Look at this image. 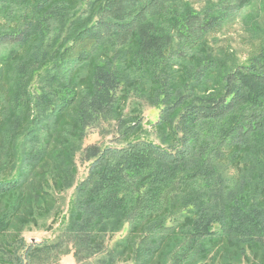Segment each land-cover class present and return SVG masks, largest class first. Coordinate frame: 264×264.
I'll list each match as a JSON object with an SVG mask.
<instances>
[{"label": "trees", "instance_id": "trees-1", "mask_svg": "<svg viewBox=\"0 0 264 264\" xmlns=\"http://www.w3.org/2000/svg\"><path fill=\"white\" fill-rule=\"evenodd\" d=\"M71 1L79 8L0 0V264H59L67 254L77 264H264V47L232 70L201 59L192 71L173 67L252 0L203 12L185 0ZM124 61L154 84L153 124L172 142L52 149L63 119L78 137L142 127L123 109L131 91L143 98ZM78 153L89 163L80 181ZM46 159L59 178L49 179ZM73 184L59 234L26 243L22 230Z\"/></svg>", "mask_w": 264, "mask_h": 264}, {"label": "rangeland", "instance_id": "rangeland-1", "mask_svg": "<svg viewBox=\"0 0 264 264\" xmlns=\"http://www.w3.org/2000/svg\"><path fill=\"white\" fill-rule=\"evenodd\" d=\"M66 1L70 2L73 10L77 7L79 8V4L76 2L71 0ZM185 1L189 2L194 10L203 12L208 8L220 4L223 0ZM261 5V0H252L250 5L238 12L234 20L226 23L221 29L208 35L204 44L195 51L194 56L180 59L181 65L178 63L173 66L174 69L181 66V72H184L186 69L190 71L195 70V64L198 59L214 61L220 70L222 68L225 70H232L240 64L249 63L264 47V12L260 9ZM82 6L85 8V4H82ZM5 25L7 27L11 26L8 22ZM123 66V70L125 69L126 74L131 76V85L133 81H137V85L143 93L142 100H136L131 91L129 96H126V103L123 105V109L128 115L134 114L139 116L142 119V127L127 138L118 137V129L116 130V127L112 124L104 125V127L99 130H89L86 135L78 137L77 129L70 131V128L67 126L69 120L63 119L56 131L57 134H55L53 140L49 143L52 149L58 147L64 151L69 146H77L80 144L83 147L91 144L121 146L129 139H135L137 137L151 139L162 145H167L172 142L173 137L167 126H155L153 124L159 119L161 114L160 106L153 104V99L157 95L154 84L147 78L143 71L139 69L135 70L133 65L129 62L124 61ZM217 67L211 75V80L206 85L210 90L217 86ZM208 92L209 91L206 92V95ZM200 94L201 96L204 95L203 92H199V95ZM76 159L79 168L77 181H80L86 176L89 163L84 161L82 153H78ZM42 164L47 165V170L50 172V176H48L49 179L59 178L56 173L58 165L55 161L46 159ZM75 186L76 184H73L70 188L60 192H53V195L55 194L54 196H56V200L51 206V212L45 214L42 211L43 207L41 203L38 205L40 209L36 207L35 214L38 213L39 210L44 214L37 215L36 224L31 223L22 230L21 237L26 243L55 239L60 232L62 218L67 215L69 201L74 194ZM127 231L128 226L126 225L122 231L111 236L108 239L109 246L113 245L114 242L118 240L120 236L125 235ZM59 264H77V262L72 254H67L61 258ZM82 264H98V262L96 259H91L84 261ZM117 264L129 263L119 261Z\"/></svg>", "mask_w": 264, "mask_h": 264}]
</instances>
